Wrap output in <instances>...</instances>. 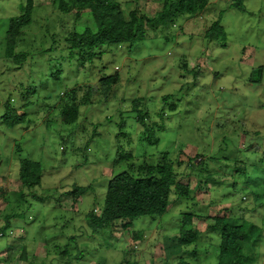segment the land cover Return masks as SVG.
<instances>
[{
  "label": "rangeland",
  "instance_id": "obj_1",
  "mask_svg": "<svg viewBox=\"0 0 264 264\" xmlns=\"http://www.w3.org/2000/svg\"><path fill=\"white\" fill-rule=\"evenodd\" d=\"M120 1L126 14L138 7L151 16L163 3ZM34 2L31 22L17 38L16 53L27 54L18 65L6 56L7 31L27 0H0V223L10 218L0 238L6 243L0 264H218V232L180 242L185 213L202 219L209 211L256 224L243 254L253 259L246 264L264 260V0H208L197 14L148 29L141 41L105 45L83 56L68 38L95 28L88 11L77 21L52 0ZM216 21L227 32L225 47L205 36ZM116 74L119 81L108 97L95 92L91 104H81L76 122L61 121V108L73 94L80 102L87 85ZM135 100L149 114L147 129ZM7 101L26 114L14 127L3 123ZM173 102L176 108H170ZM157 107L159 122L152 118ZM196 156L201 161L190 167ZM22 158L42 164L40 184L21 186ZM164 158L194 188V199L172 195L162 216L93 231L87 216L92 210L100 214L109 180ZM75 187L89 190L75 200Z\"/></svg>",
  "mask_w": 264,
  "mask_h": 264
},
{
  "label": "trees",
  "instance_id": "obj_2",
  "mask_svg": "<svg viewBox=\"0 0 264 264\" xmlns=\"http://www.w3.org/2000/svg\"><path fill=\"white\" fill-rule=\"evenodd\" d=\"M52 2L61 12H74L77 21L82 18L86 11L92 17L95 28H93L94 26H86L81 32H71L68 38L71 48L79 50L82 56L83 53L94 52L97 48L105 45L134 44L146 38L148 29L157 30L169 22H174L180 15L197 14L208 4V0H163L161 9L151 16L138 7L129 10L126 14L120 0H52ZM34 4V0H27L23 7V13L11 18L7 31L6 56L13 59L18 65L25 61L27 54L16 53L17 38L21 35L23 28L31 22ZM236 5L244 10L242 3L237 2ZM205 36L210 40H218L224 47L227 46V32L220 21H216L207 27ZM258 71L261 72L262 67H259ZM261 80L262 77L258 78L257 81L260 82ZM118 81L117 74L104 75L96 84L87 85L84 88L80 102H76L77 94H73V101L61 108V121L66 124L76 122L81 104H91L95 92H100L108 97ZM251 81L255 80L252 78ZM168 97L165 96L164 99L167 100ZM140 103V101L135 100L133 105L136 111H141L138 119L146 128V117L149 114L142 112ZM5 107L3 123L9 127H14L25 121L26 114H20L18 109L12 107L9 101L5 102ZM170 108H176V103H171ZM131 156L132 154L129 153L123 155L126 158ZM197 158L199 156L191 159L190 167H194L201 161L200 157V161L196 163ZM177 161L178 164H182L181 161ZM240 169L243 174H246V167ZM20 175L21 186L32 188L42 181V164L30 158H22ZM198 184L202 186L201 180H198ZM88 190L89 187H75L72 191L73 198L76 200ZM193 192L194 188L189 182L180 178V174L171 160L164 158L163 162L157 165L144 162L138 166H132L131 171L125 170L114 175L109 180L103 209L100 214L94 210L89 212L87 222L95 232L114 225L117 221H121L123 226L127 228L141 216L156 217L165 214L171 204L172 195H176L180 199H185V197L194 199ZM175 201L179 202L177 199ZM228 211L226 210V212ZM185 214L182 232L186 233V237L180 239L184 245L198 241L201 235V232L194 226V220L201 216L193 212ZM204 218L212 219L207 230L218 232L220 235L218 264H246L253 260L243 254V247L245 241L254 238L258 229L256 224L230 213L215 216L206 215ZM5 222L2 229L7 233L10 218L7 217ZM187 225L190 228H186ZM134 232L135 238H140L139 233ZM61 252L63 255H68L66 250ZM23 254L27 258V252L25 251Z\"/></svg>",
  "mask_w": 264,
  "mask_h": 264
},
{
  "label": "crops",
  "instance_id": "obj_3",
  "mask_svg": "<svg viewBox=\"0 0 264 264\" xmlns=\"http://www.w3.org/2000/svg\"><path fill=\"white\" fill-rule=\"evenodd\" d=\"M207 215H209V216H215L214 214H212L210 211H209V214H207ZM200 221L201 223H202V225H203V227L198 223V221ZM5 221H4V223H0L1 225H5ZM210 223H212V219H208V218H196L195 220H194V226H195V228L196 229H198L201 233H204V232H206V233H209V232H211V231H208L207 230V226L210 224ZM139 235H141V234H139Z\"/></svg>",
  "mask_w": 264,
  "mask_h": 264
},
{
  "label": "clouds",
  "instance_id": "obj_4",
  "mask_svg": "<svg viewBox=\"0 0 264 264\" xmlns=\"http://www.w3.org/2000/svg\"><path fill=\"white\" fill-rule=\"evenodd\" d=\"M157 104L159 105V101H157ZM159 111V107L156 108V110L153 112V120H155L156 122H159L160 121V117L158 115H156V112ZM165 115H170L168 112H165ZM6 246V243L5 242H0V249H2L3 247ZM247 254V253H245ZM7 254H5L6 256ZM4 256H0V260H4ZM257 264H264V260H261V261H258Z\"/></svg>",
  "mask_w": 264,
  "mask_h": 264
},
{
  "label": "built area",
  "instance_id": "obj_5",
  "mask_svg": "<svg viewBox=\"0 0 264 264\" xmlns=\"http://www.w3.org/2000/svg\"><path fill=\"white\" fill-rule=\"evenodd\" d=\"M3 225L0 224V238L5 237L6 233L5 231L2 229ZM10 234H13V231H10Z\"/></svg>",
  "mask_w": 264,
  "mask_h": 264
}]
</instances>
